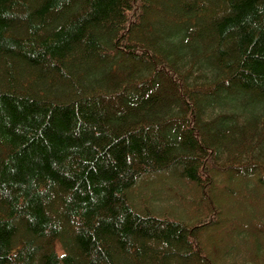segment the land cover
<instances>
[{"label": "trees", "instance_id": "obj_1", "mask_svg": "<svg viewBox=\"0 0 264 264\" xmlns=\"http://www.w3.org/2000/svg\"><path fill=\"white\" fill-rule=\"evenodd\" d=\"M0 264H264V0H0Z\"/></svg>", "mask_w": 264, "mask_h": 264}, {"label": "rangeland", "instance_id": "obj_2", "mask_svg": "<svg viewBox=\"0 0 264 264\" xmlns=\"http://www.w3.org/2000/svg\"><path fill=\"white\" fill-rule=\"evenodd\" d=\"M227 201H228V203H227V207L228 208H233V203H232V201H231V199H227ZM236 224V223H235ZM234 225V224H233ZM233 225H231V229L233 228ZM229 228H230V226L229 227H223V228H212V229H210L208 232H206L205 234H204V237L202 238V240L204 239V240H206L207 239V237H208V234H210L212 231H215L217 234H219V235H221V234H224V233H226L227 232V230H229ZM214 233V232H213ZM203 240V241H204ZM204 242H206V241H204Z\"/></svg>", "mask_w": 264, "mask_h": 264}]
</instances>
